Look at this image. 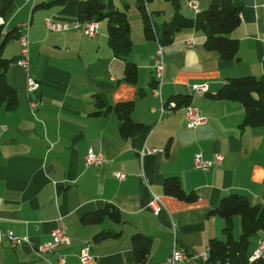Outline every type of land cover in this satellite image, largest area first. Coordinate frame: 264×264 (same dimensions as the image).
Masks as SVG:
<instances>
[{
    "label": "crops",
    "instance_id": "crops-1",
    "mask_svg": "<svg viewBox=\"0 0 264 264\" xmlns=\"http://www.w3.org/2000/svg\"><path fill=\"white\" fill-rule=\"evenodd\" d=\"M80 1L85 0L60 4L0 0L4 33L18 30L1 50L11 60L4 76L16 92L17 104L10 110L0 106V230L29 242L12 248L3 238L0 264H56L59 256H64L65 264H127L134 259L129 238L134 233L151 239L146 264H167L173 226L178 248L187 254L177 264H207L209 242L223 239L224 223L210 213L220 199L238 194L252 205L264 206V126L242 127L241 103L217 98L226 79L259 78L264 72V46L259 40L264 34V0H234L241 11L230 37L238 41V51L237 60L229 62L205 48L200 16L211 0H177V9L166 0H143L153 29L167 26L171 34V42L161 45L165 62L161 100L153 96L152 70L160 44L155 35L146 38L142 32L138 0H112L116 9L126 11L130 24L132 46L125 58L136 66L133 84L123 79L125 61L107 46L106 21L98 22L94 37L81 34ZM46 19L68 29L49 31ZM20 32L28 37V70L15 63ZM28 77L39 89L28 92ZM195 85H205L207 91L193 94L190 89ZM95 95L103 96L110 109L97 107ZM178 99L185 104H178ZM34 101L37 107L31 109ZM130 101L133 122L149 131L124 139L112 107ZM186 107L196 108L205 124L187 128ZM87 149L101 154L100 165L86 166ZM147 149L157 152L145 154ZM198 153L211 162L222 157L221 165L196 168L193 157ZM114 173L125 178L119 180ZM169 178H176L195 199L165 195L162 183ZM152 195L160 198L158 214L149 209ZM105 205L117 210L120 222L104 216L100 223H81L85 213ZM232 221L233 232H240L239 217ZM60 222L70 245L37 257L33 246L51 240ZM100 232L119 235L95 241ZM259 242H264V232L251 238L250 256ZM85 246L90 247L89 263L79 259Z\"/></svg>",
    "mask_w": 264,
    "mask_h": 264
},
{
    "label": "trees",
    "instance_id": "trees-1",
    "mask_svg": "<svg viewBox=\"0 0 264 264\" xmlns=\"http://www.w3.org/2000/svg\"><path fill=\"white\" fill-rule=\"evenodd\" d=\"M66 0H56L54 3H64ZM149 1V0H146ZM174 9L178 8L177 0H166ZM207 10L201 12V25L205 33V48L216 51L223 61L237 60L238 41L230 37V34L239 24L241 6L234 0H211ZM143 0H138L143 31L146 38L156 37L158 44L165 45L171 42V34L167 26L159 30L153 29L150 16L146 13ZM5 8V7H4ZM77 22L84 25L90 22H107L108 45L117 59L125 61L124 81L134 83L136 81V66L126 61L131 50L130 24L127 20L126 11L115 8L112 0H85L78 4ZM4 33V25L0 24V106L5 105L7 110L17 104L16 92L11 89L5 80V72L11 60L2 55L3 46L13 32ZM19 36V34H18ZM18 36H16L18 38ZM18 60V59H17ZM96 106L106 107L103 96H93ZM217 98L222 100L237 101L244 109L242 127L259 128L264 126V72L259 78L244 76L226 79ZM178 104H185L183 99H178ZM133 102L118 103L112 107L118 123L119 132L124 139L131 138L137 134H145L149 127L133 122L131 118ZM108 110L110 106H107ZM176 178H169L162 183L165 195L185 201H193L195 197L186 194L178 184ZM210 213L216 214L223 221V239H214L209 242L207 250V264H264V258L249 261L248 245L252 237L258 232H264V206L252 205L243 195L229 194L222 197L215 209ZM107 216L112 222H120V215L112 205H105L104 208L85 213L80 221L83 224L100 223L102 218ZM240 219V234L234 238L233 217ZM118 233L100 232L94 236L95 241L111 237H117ZM134 259L127 264H146L149 257L151 239L141 233H134L130 237ZM126 264V263H125Z\"/></svg>",
    "mask_w": 264,
    "mask_h": 264
},
{
    "label": "built area",
    "instance_id": "built-area-1",
    "mask_svg": "<svg viewBox=\"0 0 264 264\" xmlns=\"http://www.w3.org/2000/svg\"><path fill=\"white\" fill-rule=\"evenodd\" d=\"M24 1H29V0H24ZM189 8L197 11V6L194 4H189ZM1 21V20H0ZM49 19H46L45 22V27L47 30L52 31V32H64L68 29V27L65 24H60L53 22ZM2 23V22H1ZM97 22H90L84 25L78 24L77 27H82V33L86 37H94L96 34L97 30ZM26 32H20L18 36V42L20 45V56L18 60L15 62L17 63L20 67H22L24 70H28L29 65H30V49L29 48V42H28V37ZM260 42L264 46V34L261 36L259 39ZM163 50L162 46L158 45V48L156 50V56L154 60V65H153V78H154V87H153V96L159 97L161 100V87L163 84L164 80V75H165V62H164V57H163ZM39 87V84L35 82V80L32 77L27 78V90L28 92H33L36 91ZM191 92L193 94H202L207 91V87L205 85H195L191 87ZM163 103V102H161ZM38 101H34L30 104L31 109H35L37 107ZM164 106L160 107V111H164ZM185 120H186V126L187 128H196L197 126L205 124L206 120L204 117H202L196 108L193 107H186L185 108ZM87 154L85 155V161L86 166H97L100 165L103 161V158L101 154H95L92 150L87 149ZM145 154H154L157 152L156 149H147L144 151ZM144 153L142 152L141 155ZM202 155L199 153L195 154L194 158V164L196 168L200 170H206L209 169L212 166H220L222 162V157L216 156L214 161H206L202 157ZM114 176L119 179L123 180L125 178V174L122 173H114ZM151 200L149 202V209L152 211L154 214H158L160 210V198H158L155 195H152L150 197ZM177 230L176 227L173 226L172 230V244H171V251L170 255L165 260L167 264H177L178 262H182L183 260L187 259V254L179 249L178 243H177ZM6 238L12 248L21 245V244H29L28 240L25 238H19L17 236H14L11 232H3L0 230V241ZM68 236L66 235V229L64 228L63 223H59L57 227L52 231L51 233V240L45 243L41 244H36V246H33L32 250L34 254L41 258L44 255L47 254H52L54 252H57L58 248L61 246H69L70 245V240H68ZM258 247L252 252L251 256L248 257L249 261H254L255 259H258L262 257L263 251H264V242H259L257 244ZM90 247L85 246L84 248L79 251V259L81 263H89L91 261L92 257L90 256ZM204 257L207 258V252L204 254ZM203 257V258H204ZM56 264H65V258L64 256H59L58 261Z\"/></svg>",
    "mask_w": 264,
    "mask_h": 264
},
{
    "label": "rangeland",
    "instance_id": "rangeland-1",
    "mask_svg": "<svg viewBox=\"0 0 264 264\" xmlns=\"http://www.w3.org/2000/svg\"><path fill=\"white\" fill-rule=\"evenodd\" d=\"M238 232H239L238 229H236L235 232H233V234H234V238H237V237H238V234H239Z\"/></svg>",
    "mask_w": 264,
    "mask_h": 264
}]
</instances>
